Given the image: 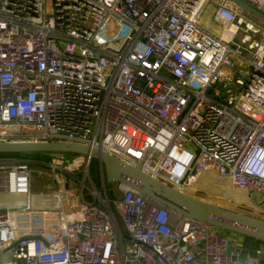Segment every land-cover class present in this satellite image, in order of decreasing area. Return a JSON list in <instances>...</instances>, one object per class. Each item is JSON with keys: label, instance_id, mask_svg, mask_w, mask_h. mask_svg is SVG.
<instances>
[{"label": "built area", "instance_id": "2783aa9c", "mask_svg": "<svg viewBox=\"0 0 264 264\" xmlns=\"http://www.w3.org/2000/svg\"><path fill=\"white\" fill-rule=\"evenodd\" d=\"M204 1L0 0V142L83 144L190 195L215 170L264 217V22L219 0L236 19L216 35ZM31 154L0 156V264H264V240L243 253L100 166L97 183L89 155Z\"/></svg>", "mask_w": 264, "mask_h": 264}, {"label": "water", "instance_id": "95a60500", "mask_svg": "<svg viewBox=\"0 0 264 264\" xmlns=\"http://www.w3.org/2000/svg\"><path fill=\"white\" fill-rule=\"evenodd\" d=\"M257 20L264 22V13L255 9L245 0H227ZM67 153L74 155H89L98 161L101 167V177L108 187L114 182L123 183L129 188L140 192L149 200L157 202L170 212L207 223L226 232L237 233L242 237H253L264 240V217L249 212H243L214 202L200 199L195 195L183 193L166 183L154 179L141 169V161L135 165L115 158L103 151L90 149L81 144L57 141H9L0 142V153ZM227 252L231 249V240L227 242ZM238 251H240L238 249ZM253 255L255 253L253 252ZM235 260L236 256L232 255Z\"/></svg>", "mask_w": 264, "mask_h": 264}, {"label": "rangeland", "instance_id": "374dc122", "mask_svg": "<svg viewBox=\"0 0 264 264\" xmlns=\"http://www.w3.org/2000/svg\"><path fill=\"white\" fill-rule=\"evenodd\" d=\"M219 0H205L201 8V23L211 30L216 35H221L223 27H227L230 22H234L236 16L228 11H222L218 4ZM248 36L250 40L255 38L254 31H247L245 26L242 25L235 41L242 43L243 38ZM247 42V41H246ZM246 42H243L244 45ZM250 56L249 53H246ZM200 179L197 182V187L193 189L192 195L200 199L217 203L221 206L230 207L243 212L255 213V205L262 199L263 194L259 193H245L240 190H235L230 187L228 178H221L215 170L204 171L200 174ZM95 182L96 178H94ZM12 203L0 204V206L7 207ZM220 230V229H219ZM222 230H220L221 232ZM221 233L227 234L230 238L238 235L222 231Z\"/></svg>", "mask_w": 264, "mask_h": 264}, {"label": "trees", "instance_id": "16d2710c", "mask_svg": "<svg viewBox=\"0 0 264 264\" xmlns=\"http://www.w3.org/2000/svg\"><path fill=\"white\" fill-rule=\"evenodd\" d=\"M32 154L31 153H27V154H18V153H9V154H5V153H0V156H4V157H9V156H13V157H18L21 159H27L30 158ZM98 168H99V163L97 160L92 159L91 163H90V174L93 178H96L97 183H99L100 177H99V173H98ZM262 243V240L250 237V236H245L242 238V252L243 253H247L248 251H252L253 249L259 247V245Z\"/></svg>", "mask_w": 264, "mask_h": 264}, {"label": "bare ground", "instance_id": "6f19581e", "mask_svg": "<svg viewBox=\"0 0 264 264\" xmlns=\"http://www.w3.org/2000/svg\"><path fill=\"white\" fill-rule=\"evenodd\" d=\"M233 30V27H231L230 29H227V30H225V31H223V33H222V36H224V37H227V36H229V34H230V32ZM197 185H195L194 187H196Z\"/></svg>", "mask_w": 264, "mask_h": 264}, {"label": "flooded vegetation", "instance_id": "af4514ba", "mask_svg": "<svg viewBox=\"0 0 264 264\" xmlns=\"http://www.w3.org/2000/svg\"><path fill=\"white\" fill-rule=\"evenodd\" d=\"M248 14V13H247ZM250 15V14H249Z\"/></svg>", "mask_w": 264, "mask_h": 264}]
</instances>
